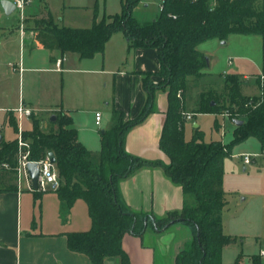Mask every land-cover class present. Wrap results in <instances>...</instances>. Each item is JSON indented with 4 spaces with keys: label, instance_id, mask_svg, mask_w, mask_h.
I'll list each match as a JSON object with an SVG mask.
<instances>
[{
    "label": "trees",
    "instance_id": "1",
    "mask_svg": "<svg viewBox=\"0 0 264 264\" xmlns=\"http://www.w3.org/2000/svg\"><path fill=\"white\" fill-rule=\"evenodd\" d=\"M121 1L122 11L101 21L96 6L90 28L50 23L39 32L45 49L77 53L82 59L104 53L107 42L116 33L125 35L130 49H155L160 69L143 75L147 101L142 112L128 119L123 111L114 109L111 127L102 132L99 152L90 151L80 142L69 114L56 112V127L49 131L42 129L33 115L32 128L23 132L30 145V159L39 161L53 155L61 180L60 188L54 191L65 211L77 201L87 204L91 229L69 233L67 240L68 248L87 255L91 264H106L112 258H119L121 264H131L123 247L126 235L143 238L148 229L164 232L177 223L188 225L194 237L177 254L175 264H222L223 249L232 242L222 223V212L227 205L223 190L224 162L234 145L249 138H256L264 153V81H261L264 67L256 80L260 95H245L244 79L239 74L225 75L223 104L216 92L201 94L195 113L219 115L227 111L233 122H242L235 124L234 140L230 144L205 142L200 133L192 141L186 140L183 96L190 78L206 75L208 60L199 50L201 44L213 39L226 41L233 34L264 37V0H162L161 14L146 24L133 16L142 0ZM150 77L158 78L159 83H153ZM158 91H165L168 99L159 144L167 163L144 160L129 154L125 148L128 132L156 111ZM7 120L18 133L17 115L11 112ZM17 153V139L3 140L0 144V193L9 189L3 183L1 172L6 170L2 165L9 164L10 173L15 175ZM143 168H162L168 179L182 188L187 199L182 211L159 218L133 211L125 204L119 185ZM252 263L262 264L260 255L252 257ZM234 264L242 262L238 259Z\"/></svg>",
    "mask_w": 264,
    "mask_h": 264
},
{
    "label": "crops",
    "instance_id": "2",
    "mask_svg": "<svg viewBox=\"0 0 264 264\" xmlns=\"http://www.w3.org/2000/svg\"><path fill=\"white\" fill-rule=\"evenodd\" d=\"M35 1L27 7L25 20H32L33 16L44 13L48 17L51 16L57 26L67 27L55 21L54 14L42 0H40L42 6L33 8ZM119 1V8L108 14L106 8H99L98 21L107 15L120 13L122 1ZM96 6L93 9L83 6L90 11L92 25ZM28 23L23 27L20 25L17 28H0V124L3 126L0 134L3 136L5 126L9 124L7 114L23 105L31 108L42 122L44 113H48L50 118L54 117L53 113L56 112L69 114L73 119V127L78 130L80 142L90 151L99 152L100 150L94 151L81 137L77 127L79 125L72 116V111L78 110L79 105L90 102H100L101 105L105 103L109 115L108 129L112 125L114 109L123 111L128 119L137 117L147 101L142 86L143 75L158 72L160 69L157 51L130 49L125 35L116 33L111 37V39L116 37L115 51L109 46L107 51L105 47L104 53L96 54L92 59H82L77 53L45 49L40 32L30 26L32 22ZM204 55L208 59V67L211 66L213 59ZM59 58L63 59V65L61 70H56L55 62ZM66 61H70L74 67L66 68ZM11 62L15 65L21 64L22 70L14 71L10 67ZM59 73L64 83L68 77L67 85L71 86L75 82L74 91L77 96L68 99L64 92L63 94L59 92ZM69 74L72 76H68ZM25 75L32 78L29 81L33 90L27 92L24 89ZM35 76L39 77V80L36 81L33 78ZM241 76L244 80L249 78L247 75ZM245 87L247 90L259 88L256 82L253 84L244 82L243 91L247 96L250 95ZM257 95L259 94L256 92L253 96ZM155 103L156 111L128 132L125 148L129 154L144 160H161L167 163L168 159L159 145L168 108L167 95H161L158 101L156 96ZM44 107L47 110L43 109ZM47 122L54 123L51 119ZM26 123H30L27 128L24 127L25 119L21 122L23 131L32 128L29 119H26ZM19 124L18 119V128ZM195 127L198 128V125ZM3 183L9 189L0 193V264H91L87 255L71 251L67 240V234L85 232L92 227V219L84 201H77L70 210L65 211L55 191L40 193V223L34 228H24V211L31 204L35 207L34 199L28 193L32 195L36 193L28 189L25 181L20 188L16 178L4 179ZM119 188L122 199L129 208L159 218L171 212L182 211L187 201L182 188L172 183L162 168H143L132 177L121 181ZM176 230L184 231V236L173 252L171 263L175 264L177 254L194 237L191 228L183 223H177L164 232L148 229L143 238L126 235L123 247L130 257L131 264H154L155 259L150 257L149 250L157 253L159 244L164 246V242L176 240V237L173 238ZM145 239L149 240L147 246L144 244ZM116 260L120 262L119 258H112L106 264H114Z\"/></svg>",
    "mask_w": 264,
    "mask_h": 264
},
{
    "label": "rangeland",
    "instance_id": "3",
    "mask_svg": "<svg viewBox=\"0 0 264 264\" xmlns=\"http://www.w3.org/2000/svg\"><path fill=\"white\" fill-rule=\"evenodd\" d=\"M1 1L0 28H17L20 26L22 19L19 12L6 16ZM42 2L47 3L55 16V21L73 28H90L92 26V16L90 11L83 8L84 5L89 6L91 9L95 5L100 9L106 8L107 14L115 11L120 6L119 0H42ZM43 3L36 0L33 8H38ZM161 4L162 0H142L134 9L133 16L141 24L150 23L161 14ZM79 5L82 7H75ZM28 22H32L30 26L38 31L49 27L50 23L55 24L44 13L33 16L32 20H25L23 25ZM115 38L113 37L107 42L106 51L109 46L114 51L116 50ZM199 50L211 60L213 59V63L207 67L204 77L189 79L183 100L185 101V113H192L194 116L191 120H185V138L187 141H192L196 133H200L203 134L205 142L221 141L227 145L234 140L236 125L230 117L195 113L198 110L201 94L208 91L216 92L222 99L221 103L223 104L224 77L226 74L247 75L249 78L244 82L249 84L256 82L264 66V37L233 34L226 41L219 39L207 41L199 46ZM109 52H111L110 49ZM67 58L65 60H68ZM65 64L66 68L74 67L70 61H66ZM68 76H72V74ZM33 78L36 81L39 80L37 76ZM30 79L32 78H28L27 75L24 76V89L26 92L33 90L30 86ZM67 79L68 77L66 83H64L62 75L59 73L58 88L60 93L63 94L64 92L65 96L70 99L78 94H75L74 91L75 82L71 86L67 85ZM150 80L153 83H159V79L156 77H150ZM245 88L251 97L256 92L259 95L262 94L260 88H249L248 90L247 87ZM157 93H160L156 95L157 101L161 95H167L165 91H158ZM107 109L105 103L101 105L100 102H90L89 104L79 105L78 110L72 111V116L76 118L79 125L77 127L81 137L88 142L94 151L101 149L100 138L102 132L108 129L109 115ZM97 111L101 113L103 118L100 126L95 123ZM53 114L57 118V114ZM44 119L43 122L38 119L41 128L47 131L51 130L52 126H55V122H47L51 119L48 113H44ZM30 122L32 123L31 119ZM29 125L30 123H26L25 119L24 127L27 128ZM195 125H198V128ZM17 137L18 133L15 129L7 124L3 131V139L8 142L17 139ZM244 155L251 156L252 161L250 164L244 163ZM4 169L6 172H1V174L5 179L16 177V175L10 173L11 169ZM223 190L226 194L227 205L222 212V223L224 233L232 239V242L228 243L223 249L222 264H234L238 259L242 264H253L252 257L258 256L260 251L264 250V155H262L261 144L256 138H249L232 147L231 155L224 162ZM28 194L34 199L35 207L31 204L26 208L23 214V223L24 228H34L35 225L40 223V195ZM183 236L184 231L176 230V234L173 235L176 240L164 242V246L159 244L157 253L149 250L150 257L155 259L157 264H167V262L174 264L171 263L173 252ZM148 242V239L144 240L145 246L148 245ZM114 264L121 263L116 260ZM262 264H264V260H262Z\"/></svg>",
    "mask_w": 264,
    "mask_h": 264
},
{
    "label": "built area",
    "instance_id": "4",
    "mask_svg": "<svg viewBox=\"0 0 264 264\" xmlns=\"http://www.w3.org/2000/svg\"><path fill=\"white\" fill-rule=\"evenodd\" d=\"M13 3L16 6L17 12H19L22 23L21 26L23 27V23L25 21V15H26V9L29 5H31L34 0H12ZM63 65V59L59 58L55 62V69L56 70H61ZM10 67L14 71H21L22 70V65H15V64H10ZM261 81L263 83L264 81V76H262ZM178 97L181 98V95L179 94ZM19 119V128H18V137H17V142H18V153L16 156V165L14 167L16 179L18 182V186L21 188L23 185V182L25 181L27 184V187L29 190L32 191H40V192H48V191H54L60 188L61 186V180L56 168L55 163L52 162V159L50 156H47L46 158H43L39 161H32L30 159V145L29 142L26 141L23 137V128L21 126V122L24 119H31L32 116L34 115V111L31 108H28L26 106L21 105L19 108H17L14 111ZM224 117H229V113L227 111L222 112L221 114ZM185 120H191L194 116L192 113H184L183 114ZM96 124L98 126L101 125L102 122V115L101 113H96ZM3 129V126L0 124V133ZM264 155V153H262ZM257 157V156H255ZM244 163L245 164H250L252 161L251 156L249 155H244L243 156ZM30 163H36L38 164L39 167V178H38V188L35 190L33 187V183L31 181V178L28 174V165ZM3 168L6 169H12L9 164H3ZM260 257L262 260H264V250L260 251Z\"/></svg>",
    "mask_w": 264,
    "mask_h": 264
},
{
    "label": "water",
    "instance_id": "5",
    "mask_svg": "<svg viewBox=\"0 0 264 264\" xmlns=\"http://www.w3.org/2000/svg\"><path fill=\"white\" fill-rule=\"evenodd\" d=\"M1 5H2V7H3L4 11H5V14L7 16L12 15L16 11V6L13 3V1H11V0H2L1 1ZM56 119H57L56 116H54V117L51 118V121L55 122ZM234 124L241 125L242 122L241 121H239V122L235 121ZM2 141H3V136L0 134V144L2 143ZM50 157L52 159V162L55 163V160H54L52 154H50ZM28 174H29V176L31 178V181L33 183V187L36 190L38 188V178H39V167H38V164L30 163L28 165Z\"/></svg>",
    "mask_w": 264,
    "mask_h": 264
}]
</instances>
